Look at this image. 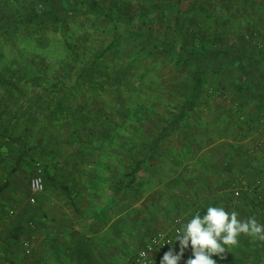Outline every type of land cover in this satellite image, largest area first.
Here are the masks:
<instances>
[{
	"label": "trees",
	"instance_id": "16d2710c",
	"mask_svg": "<svg viewBox=\"0 0 264 264\" xmlns=\"http://www.w3.org/2000/svg\"><path fill=\"white\" fill-rule=\"evenodd\" d=\"M219 1L231 2L217 6L215 0H0V96L37 103L27 113L43 108L47 112L43 120L52 117L62 124L84 118L86 122L91 117L85 109L92 104L81 103L78 94L86 92L87 83L92 92H142L149 84H159L161 63L170 65L182 78V86L175 89L180 106L160 114L163 125L155 133L135 135L137 140L148 137L147 142H132L138 151L143 149L142 155L122 156L113 166L107 165L118 178L109 183L114 194L123 191L126 197H135V191L148 189L142 186L141 172L159 161L163 138L169 132L199 129L196 113L217 88L230 84L235 91L258 96L256 84L264 80V49L255 53L244 42L236 49L219 45L217 38L224 39L223 28L232 20L235 0ZM58 42L60 47L53 48ZM135 111L140 118L155 108L136 105ZM81 130L80 126L71 131L74 139L81 141ZM36 145L0 126V150L6 147L12 155L0 180V195ZM42 172L43 183L48 179L70 196L66 179L59 181L52 171ZM171 249L177 253L174 242ZM165 252L155 250L149 264H160Z\"/></svg>",
	"mask_w": 264,
	"mask_h": 264
},
{
	"label": "rangeland",
	"instance_id": "374dc122",
	"mask_svg": "<svg viewBox=\"0 0 264 264\" xmlns=\"http://www.w3.org/2000/svg\"><path fill=\"white\" fill-rule=\"evenodd\" d=\"M215 2V5L223 6L230 4L231 1L223 4L219 0H215ZM215 10H218V7H215ZM229 15H231L232 20L228 22L227 27L223 28L225 33H222V37L224 39L217 38L219 45L222 46L225 43L236 49L244 42L246 46L251 45L253 52L264 49V0H248L247 3L243 0H235ZM58 43L53 44V48H59L61 44ZM161 64L159 84H149V87L144 88L142 92H137L135 89L130 92L126 89L122 92L111 89L103 93L101 91L92 92L90 84L87 83L86 85L89 88H83L86 92L78 94L81 97V103L91 102L92 104L91 107L85 109V112L88 111L87 113L91 117L86 122L82 121L84 118L77 119L75 123L65 122L62 124L52 117V120H43L44 115H47L43 108H38L39 111H36L33 115L27 113V108L32 105L30 109H35L37 103L33 104L32 101L28 100L15 102L8 96V99L0 96V126L19 132L31 143L37 144L33 151L29 153L27 160L14 173L10 184L0 195V240L6 239L8 242L12 231L16 227L20 228L19 235L25 236L31 233L29 222L36 224V218L39 216L37 215V200L35 199L34 205L26 206L25 199L29 192V178L34 172V163L37 161H39L42 171H52L56 180L66 179L65 182L68 185H75L72 194L80 208H84L91 203L96 196H107L109 185L107 187L105 183L109 180L108 174L111 173L110 177L115 175V171L110 170L107 165L113 166L118 158H122V156L142 155L143 149L138 151L137 147L132 145V142H140V140L144 142L145 139L147 142L148 137L137 140L134 139L135 135L141 132L143 133L141 136H149L155 133L163 125L161 117L169 113L168 108L173 105L180 106L181 99L176 96L175 89L182 86L179 84L182 78L176 75L170 65L167 63ZM224 79L222 78L223 81ZM260 82L259 85L256 84L259 88L264 86V81ZM153 87L155 92H152ZM95 93L102 94V96L99 97ZM213 93L209 96L207 105H204L196 113L198 123L201 124L199 129L196 130L191 127L185 131L169 132L163 138L160 144L162 146L158 149L160 153L159 161H155L152 166L147 165V168L141 172L142 186L148 188V193L145 192L146 195L144 193L145 196L141 200L133 197L126 204L128 210L124 214V224L125 234L129 237V248L125 250V264L133 263L134 255L149 233L166 229L165 226L157 224L159 221H165L163 223H166L165 218L161 217L158 220L156 215L149 216L148 206L157 195L160 197L159 200L162 201L160 209L163 206L165 188L163 183L159 185L158 177L169 169V155L179 158L180 150L191 142L189 136L205 134V131L211 129L212 124H219L220 127L226 129V133L232 119L239 112H243L239 108L240 103L249 100L245 94L233 90L230 84L217 88ZM154 103L156 105L153 106ZM136 105H144L150 107V109L152 107L155 108V111L146 113L143 117L140 114V118H138V113L135 111ZM243 107L245 112H249L251 109L249 104ZM133 111L134 114H132ZM81 123H84V125L82 126ZM80 126L82 127L81 141L74 139L71 135V131ZM130 148H133L134 151ZM174 151H176L177 156ZM9 156L12 155L6 151V147L0 150V180L12 161ZM173 157L171 162L175 161ZM175 164L179 167L178 161ZM84 166L86 168L82 169ZM94 169H97L98 173L103 172L106 177L101 175L98 180L97 176L95 177L96 174L93 173ZM67 177L71 179L68 180ZM93 180L95 183L96 180L101 181V185L99 184L98 188L94 190L89 188ZM53 187L54 185L50 183V180L45 179L43 187L45 198L48 197V200H51V194H53L57 201L59 200L58 196H60L63 202V195L59 194ZM136 195L138 194L136 193ZM146 201H149V203H146ZM151 204H154V201ZM15 242L18 246H21V243ZM1 243L0 249L3 251L5 244ZM175 250H177L176 246ZM2 251L0 250V252ZM33 252L34 249L30 254L31 256ZM5 260L6 254L3 257L0 256V264H6ZM65 261L68 260L65 259Z\"/></svg>",
	"mask_w": 264,
	"mask_h": 264
},
{
	"label": "crops",
	"instance_id": "0c3cea01",
	"mask_svg": "<svg viewBox=\"0 0 264 264\" xmlns=\"http://www.w3.org/2000/svg\"><path fill=\"white\" fill-rule=\"evenodd\" d=\"M256 90V98L241 92L249 100L240 103L243 112L232 119L226 133L219 124H212L205 134L189 136L192 143L185 146L186 153L181 149L179 158L169 155L170 167L158 177L159 185L163 183L165 188L163 206L160 209L159 195H154V204L151 201L148 206L149 216L156 215L158 220L165 218L166 223L159 221L158 225L168 229L176 215L184 220L197 212L203 216L209 206L234 210L241 220L254 216L264 225V86ZM248 104L251 109L245 112L243 106ZM172 157L175 161L171 162ZM177 161L179 167L175 164ZM93 173L98 180L101 175L106 177L103 172ZM108 175L110 177L111 173ZM109 177L105 183L107 187L118 179L116 172ZM98 180L96 183L91 181L89 188H98L101 185ZM68 187L70 196L57 186L53 187L63 195V202L60 196L57 201L53 194L51 200L45 198L44 189L35 194L40 213L37 211L36 224L32 228L29 226L33 233V255L23 253L22 240L26 235H19L20 228L17 230L16 227L12 233L18 236L11 234L8 242L0 240L5 244L4 252L0 249V256L6 254V264H125L129 237L125 234L124 214L128 210L126 204L133 197H126L123 191L114 194L109 185L106 197L96 196L91 203L80 208L72 194L75 185ZM147 191H136L138 195L134 198L141 200ZM25 205L34 203L25 199ZM175 237L173 242L179 253L180 245ZM238 240L236 246L226 248L223 257L213 256L212 259L217 264H264V241L243 234ZM191 257L189 244L179 264H186Z\"/></svg>",
	"mask_w": 264,
	"mask_h": 264
},
{
	"label": "clouds",
	"instance_id": "9594fccd",
	"mask_svg": "<svg viewBox=\"0 0 264 264\" xmlns=\"http://www.w3.org/2000/svg\"><path fill=\"white\" fill-rule=\"evenodd\" d=\"M242 234L264 241V225L254 216L241 220L234 210L209 206L203 216L197 212L181 224L175 237L179 241L180 252L170 249L164 253L160 264H179L183 251L189 244L192 257L186 264H217L212 257H223L226 248L236 246ZM144 255L146 254L141 253V256Z\"/></svg>",
	"mask_w": 264,
	"mask_h": 264
},
{
	"label": "built area",
	"instance_id": "2783aa9c",
	"mask_svg": "<svg viewBox=\"0 0 264 264\" xmlns=\"http://www.w3.org/2000/svg\"><path fill=\"white\" fill-rule=\"evenodd\" d=\"M262 168L264 170V159L262 161ZM42 167L38 162L34 164V172L29 178L28 182V196L26 200L29 203H34L35 194L43 190V174ZM180 218H174L171 226L168 229L156 230L151 233L143 246H141L133 257V264H149L152 254L155 250L169 251L173 242V237L176 235V230L181 226L182 223ZM29 226L32 228L33 223L29 222ZM33 240V233L27 234L22 240V249L24 254H30L31 245ZM141 253L146 255L141 256Z\"/></svg>",
	"mask_w": 264,
	"mask_h": 264
}]
</instances>
